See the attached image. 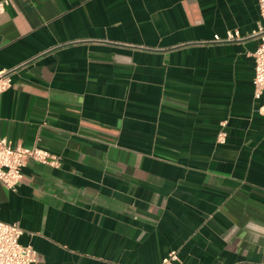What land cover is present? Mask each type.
<instances>
[{
	"label": "crops",
	"instance_id": "obj_1",
	"mask_svg": "<svg viewBox=\"0 0 264 264\" xmlns=\"http://www.w3.org/2000/svg\"><path fill=\"white\" fill-rule=\"evenodd\" d=\"M259 20L258 0H10L0 136L62 160L0 182L37 264H264Z\"/></svg>",
	"mask_w": 264,
	"mask_h": 264
},
{
	"label": "built area",
	"instance_id": "obj_2",
	"mask_svg": "<svg viewBox=\"0 0 264 264\" xmlns=\"http://www.w3.org/2000/svg\"><path fill=\"white\" fill-rule=\"evenodd\" d=\"M10 5V0H0V15L4 14ZM260 20L253 35L259 38V46L254 53L255 76L254 92L259 99L264 93V0H258ZM240 38L239 32L229 31L225 39L219 36L216 41H231ZM13 70H0V94L12 87ZM226 131L218 135V142L225 143ZM29 160L54 168H60L61 158L40 147H25L13 145L7 138L0 136V182L9 189L16 191L23 180V168ZM24 230L15 223H7L0 219V264H37V252L31 245H22L20 238ZM177 251H171L160 264H178Z\"/></svg>",
	"mask_w": 264,
	"mask_h": 264
}]
</instances>
